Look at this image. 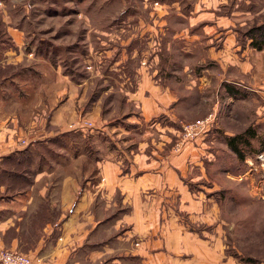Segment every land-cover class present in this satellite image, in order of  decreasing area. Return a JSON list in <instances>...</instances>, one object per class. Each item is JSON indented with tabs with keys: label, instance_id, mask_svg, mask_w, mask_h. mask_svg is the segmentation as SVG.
Segmentation results:
<instances>
[{
	"label": "crops",
	"instance_id": "1",
	"mask_svg": "<svg viewBox=\"0 0 264 264\" xmlns=\"http://www.w3.org/2000/svg\"><path fill=\"white\" fill-rule=\"evenodd\" d=\"M190 2V6L182 2L188 8L185 12L179 10L181 3H174L184 24L175 33L203 40L209 59L222 74L217 94L206 100L220 109L222 117L225 114L224 119L226 101L233 102L235 108L248 101L253 106L249 126L238 131L223 124L214 131L215 124L205 138L188 142L176 152L181 132L172 122H178L177 105L191 102L196 82L187 85L191 96L181 98L145 68H138L135 90H122L128 104L135 107L126 115V122L137 125L132 126L133 131H141V140L110 143L111 128L98 122L88 132L77 126L70 128L67 122L76 114L72 91L53 115L54 129L44 126L35 131L38 137L10 116L0 121V248L25 253L34 264H242L228 252L225 202L216 196L217 185L206 186L205 181L209 182L208 167L216 161L211 148L216 135L228 139L229 149V139L241 134L252 145L258 126L264 125V80L262 83L257 78L264 42L256 41L264 38L260 30L264 0ZM12 7L13 11L17 8V1L10 0L9 14L6 10L0 13L4 24L0 65L17 61L23 44ZM14 83L6 80L4 86ZM5 93L0 89V96ZM234 113L239 119L244 116L242 111L234 109ZM160 117L170 123L161 127L162 122L157 121V128L148 129L155 131L156 138L139 127ZM111 127L116 129V125ZM80 131L89 133L92 140L105 138L90 151L95 156L97 176H86L83 183L81 172L78 177L64 176L50 191L47 183L54 177V165L77 161L82 148L77 142L48 140H66ZM16 165L28 167L29 173L18 171ZM35 183H41L40 191L35 190ZM14 185L22 188L13 190ZM49 191L51 209L41 204L49 201L45 196Z\"/></svg>",
	"mask_w": 264,
	"mask_h": 264
},
{
	"label": "rangeland",
	"instance_id": "2",
	"mask_svg": "<svg viewBox=\"0 0 264 264\" xmlns=\"http://www.w3.org/2000/svg\"><path fill=\"white\" fill-rule=\"evenodd\" d=\"M0 1L1 15L5 10L9 14L10 0ZM13 1H17V8L13 11L12 7V15L17 17V29L23 34V44L19 48L22 53L18 49L17 61L10 65L6 61L0 65V89L7 92L0 96V121L12 116L28 132L34 130L33 137H38L35 131L44 126L46 129L53 127L54 113L72 91L75 96L73 113L75 111L76 114L67 122L70 128L77 126L88 132L87 124L96 125L98 122L111 128L113 141L107 140L110 143L141 140V131H133L132 126L137 125L126 122V115L135 111V107L128 104L122 90H135L138 68H145L153 79L171 86L181 98L191 96L187 85L196 82L191 102H184L176 108L181 117L172 124H176L180 132L182 125L194 124L210 115L215 116L214 131L223 124L238 131L249 126L253 106L248 101L236 108L233 102L226 101L224 119L225 114L222 117L220 109H214L213 104L206 100V97L217 94L216 84L221 78V70L216 62L209 59L203 40H189L179 32L175 33L183 29L184 24L174 3H181L179 10L185 12L188 8L183 7L182 2L190 6V0ZM3 27L0 21L1 32ZM260 30L264 31V25ZM258 61L261 69L257 78L262 82L264 57H258ZM10 79L15 85L4 86ZM207 82L209 87L205 85ZM234 109L242 111L244 116L236 118ZM164 118L144 122L139 127L145 128L143 132L148 136L156 138L155 131L148 129L157 128L155 124L158 122H162L161 127L168 125L169 119ZM236 124L239 126H234ZM113 125L116 129L111 127ZM263 127L258 126L255 143L240 145L243 159L227 147L228 139L216 135V140L211 143L216 161L208 167L209 182L205 181L206 186L217 185L219 193L216 196L219 194V199L225 202L228 252L242 264H264ZM91 138L89 133L80 131L66 137V140H53L81 144L82 155L76 158L77 161L71 159L65 164L54 165V177L47 183L50 191L56 188L58 178L64 176L78 177L81 172L82 183L86 176H97L93 152L95 144L104 143L105 138ZM16 169L29 173L28 167L18 166ZM20 188L11 186L13 190ZM35 190H41V183H35ZM50 191L45 195L49 201L41 203L47 204L48 208L52 204Z\"/></svg>",
	"mask_w": 264,
	"mask_h": 264
},
{
	"label": "built area",
	"instance_id": "3",
	"mask_svg": "<svg viewBox=\"0 0 264 264\" xmlns=\"http://www.w3.org/2000/svg\"><path fill=\"white\" fill-rule=\"evenodd\" d=\"M215 124V116L210 115L205 120L198 121L194 124L182 125V132L179 141L175 145V151L180 152L188 142H194L198 138L207 135ZM88 127L93 129V123L87 124ZM262 155L260 156V158ZM0 264H34L33 260L22 253L14 252L8 249L0 248Z\"/></svg>",
	"mask_w": 264,
	"mask_h": 264
},
{
	"label": "trees",
	"instance_id": "4",
	"mask_svg": "<svg viewBox=\"0 0 264 264\" xmlns=\"http://www.w3.org/2000/svg\"><path fill=\"white\" fill-rule=\"evenodd\" d=\"M2 32L0 31V34ZM1 36V35H0ZM257 42H264V38H261V39H257L256 40ZM54 139H58V138H54ZM54 139H51V140H48V142H51V143H59V142H56L53 141ZM240 140V141H238ZM244 140V141H243ZM241 144H244L245 146H250L251 144L249 143L248 139L245 138L244 135H237L231 139H229V145L231 147V149L233 150V152L238 155L239 158L243 159L244 158V155L242 154L241 152V149H240V145ZM39 153H43V151H38ZM50 152V151H49ZM17 166V165H16ZM18 167V166H17Z\"/></svg>",
	"mask_w": 264,
	"mask_h": 264
}]
</instances>
